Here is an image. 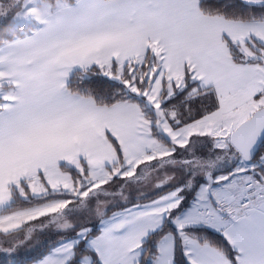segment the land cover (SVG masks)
Wrapping results in <instances>:
<instances>
[{"label":"snow or ice","instance_id":"1","mask_svg":"<svg viewBox=\"0 0 264 264\" xmlns=\"http://www.w3.org/2000/svg\"><path fill=\"white\" fill-rule=\"evenodd\" d=\"M264 264V0H0L4 264Z\"/></svg>","mask_w":264,"mask_h":264},{"label":"trees","instance_id":"2","mask_svg":"<svg viewBox=\"0 0 264 264\" xmlns=\"http://www.w3.org/2000/svg\"><path fill=\"white\" fill-rule=\"evenodd\" d=\"M43 249H40V250H37L36 252H32L30 255H28V256H24V257H19L20 258V260H27L28 261V263H30L31 262V257L32 256H37V255H39V251H42ZM1 264H4V262L2 261L1 262Z\"/></svg>","mask_w":264,"mask_h":264},{"label":"rangeland","instance_id":"3","mask_svg":"<svg viewBox=\"0 0 264 264\" xmlns=\"http://www.w3.org/2000/svg\"><path fill=\"white\" fill-rule=\"evenodd\" d=\"M31 253H32V252H31ZM31 253H27V254H25L24 251L21 250L20 257L28 256V255H30ZM2 261H3V258L0 257V264H1ZM3 262H4V261H3Z\"/></svg>","mask_w":264,"mask_h":264},{"label":"crops","instance_id":"4","mask_svg":"<svg viewBox=\"0 0 264 264\" xmlns=\"http://www.w3.org/2000/svg\"><path fill=\"white\" fill-rule=\"evenodd\" d=\"M28 264H31V262H30V263H28Z\"/></svg>","mask_w":264,"mask_h":264}]
</instances>
